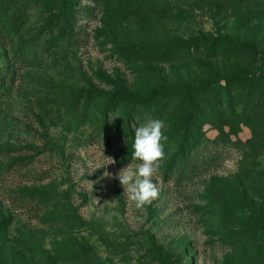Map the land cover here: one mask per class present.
<instances>
[{"label": "rangeland", "instance_id": "1", "mask_svg": "<svg viewBox=\"0 0 264 264\" xmlns=\"http://www.w3.org/2000/svg\"><path fill=\"white\" fill-rule=\"evenodd\" d=\"M263 106L264 0H0V264H264Z\"/></svg>", "mask_w": 264, "mask_h": 264}, {"label": "clouds", "instance_id": "2", "mask_svg": "<svg viewBox=\"0 0 264 264\" xmlns=\"http://www.w3.org/2000/svg\"><path fill=\"white\" fill-rule=\"evenodd\" d=\"M163 119H149L134 130L131 144L133 160L140 161L136 168L125 167L118 179L125 187V195L136 208L143 209L158 198V189L153 182L163 160L167 136Z\"/></svg>", "mask_w": 264, "mask_h": 264}, {"label": "trees", "instance_id": "3", "mask_svg": "<svg viewBox=\"0 0 264 264\" xmlns=\"http://www.w3.org/2000/svg\"><path fill=\"white\" fill-rule=\"evenodd\" d=\"M200 86H208L211 85L210 81H202L200 84ZM219 106L223 108V104L219 103ZM258 108V106H256ZM260 107V106H259ZM264 108V106H263ZM249 123L251 125L255 126V136H258L259 138L255 139V145H259V146H263L264 143V134L262 133V128L264 127V117H260L258 115H255L254 118H252V120L249 121Z\"/></svg>", "mask_w": 264, "mask_h": 264}]
</instances>
